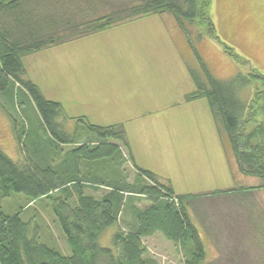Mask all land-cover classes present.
<instances>
[{
	"label": "rangeland",
	"instance_id": "obj_1",
	"mask_svg": "<svg viewBox=\"0 0 264 264\" xmlns=\"http://www.w3.org/2000/svg\"><path fill=\"white\" fill-rule=\"evenodd\" d=\"M128 1L101 0L96 6L83 4L77 11L72 5L69 10L91 18L107 13L112 3ZM50 6L53 11L52 3ZM209 15L214 35L200 40L197 26L189 27L188 39L171 14L155 13L43 47L24 55L22 64L25 78L36 84L46 99L62 105L63 116L58 121L67 132L85 130L80 118L94 125H122L128 149L122 148L119 164L100 165L99 175L104 180L135 182L129 150L138 168L155 174L176 194L195 196L186 203L187 214L199 233L205 262L215 264L221 255L233 251L234 245L241 249V242L248 244L251 254L262 253V248H256L262 244L251 242L258 241L261 234L249 215H264V190L255 188L260 179L239 173L226 133L217 129L207 100H186L194 90L188 68L199 70L196 51L216 79H229L238 70L246 73L249 67L264 75V0H211ZM226 47L249 67L239 65ZM255 88L258 83L239 89V98L249 102ZM18 113L31 131L32 141L39 131L36 117L25 101ZM255 124L250 122L247 129ZM0 147L13 161L23 164L24 153L1 108ZM28 152L32 153L30 144ZM245 188H251L249 195L230 193ZM106 190L91 185L83 192L99 198ZM130 197L133 199H127L119 219L121 226L133 208L147 205L144 197ZM21 207L22 219H32L38 226L40 241L69 255L49 202L41 199L27 205L21 194L0 199V209L6 213L13 214ZM117 229L116 225L106 229L99 245L112 248L111 236ZM142 242L147 249L145 258L152 264H182L183 248L161 233Z\"/></svg>",
	"mask_w": 264,
	"mask_h": 264
},
{
	"label": "trees",
	"instance_id": "obj_2",
	"mask_svg": "<svg viewBox=\"0 0 264 264\" xmlns=\"http://www.w3.org/2000/svg\"><path fill=\"white\" fill-rule=\"evenodd\" d=\"M98 1L101 0H0V108L24 153V162L19 164L0 147V199L21 194L27 205L46 199L70 250L65 255L40 241L36 223L21 217L24 207L13 214L1 208L0 264H152L145 258L147 249L142 239L156 232L183 248L182 264H212L205 262L199 233L187 214L186 203L195 196L176 194L155 174L138 168L129 150L135 182L104 180L99 175L102 165L119 164L122 148L128 149L122 125L100 126L80 118L85 130L67 132L58 121L63 116L62 105L46 99L37 85L25 78L22 64L24 55L43 47L155 13L171 14L188 39L192 26H197L199 40L204 35L212 36L211 0H129L126 4L112 3L107 13L91 18L79 17L69 10L72 5L77 11L83 4L96 6ZM226 49L239 65L248 66L231 48ZM195 55L199 70L188 68L194 90L186 100H207L217 129L226 133L239 173L260 179L255 188L264 190V75L248 66L246 73L238 70L231 78L219 80L196 51ZM253 83H258V88L249 102H243L238 90ZM23 101L31 107L39 126L32 141L31 131L18 113ZM250 122L256 124L248 130ZM62 145L71 148L65 150ZM56 156L61 158L57 160ZM91 185L105 186L107 190L99 198L84 194L83 189ZM250 191L245 188L230 193L249 195ZM135 195L144 197L147 205L133 208L121 226L119 219L126 201ZM253 214L249 220L261 237L251 242L261 243L256 248H262V253L251 254L248 244L241 242V249L234 245L233 251L216 259L217 264H264V215ZM115 225L118 229L111 236L112 248L101 247L99 238ZM208 231L211 234L210 228Z\"/></svg>",
	"mask_w": 264,
	"mask_h": 264
},
{
	"label": "built area",
	"instance_id": "obj_3",
	"mask_svg": "<svg viewBox=\"0 0 264 264\" xmlns=\"http://www.w3.org/2000/svg\"><path fill=\"white\" fill-rule=\"evenodd\" d=\"M171 201H175V198H172ZM176 202V201H175Z\"/></svg>",
	"mask_w": 264,
	"mask_h": 264
}]
</instances>
